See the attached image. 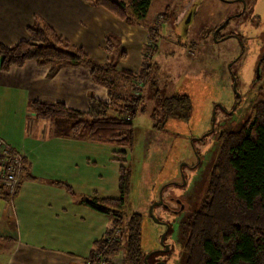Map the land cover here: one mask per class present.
I'll use <instances>...</instances> for the list:
<instances>
[{
    "label": "rangeland",
    "instance_id": "rangeland-1",
    "mask_svg": "<svg viewBox=\"0 0 264 264\" xmlns=\"http://www.w3.org/2000/svg\"><path fill=\"white\" fill-rule=\"evenodd\" d=\"M186 1H156L146 10V15L152 14L154 20L141 18L145 24L156 26L157 32L148 35L136 69L128 64V70L135 72L141 70L144 60L150 67L142 77L144 110L132 119V142L125 156L113 152V145L95 142L84 134L72 136L68 127L71 122L66 118L34 120L29 111L25 117V111L21 113V108L17 109L16 100L5 101L4 92L0 93V134L14 149L27 153L34 167L35 181L30 183L31 187H45L44 176L64 172L73 183L63 180L60 185L71 189L76 197L79 194L88 199L116 198L120 196L119 167L130 168L121 218L125 224L130 214H140L141 247L145 254L150 253L143 260L145 264H183L186 255L181 245V222L200 206L205 196L219 130L236 127L242 119L252 117L253 101L264 99L262 79L256 80L260 74L257 65L260 58L264 59V0H244L242 4L238 0H199L195 16L185 26L186 18L180 12ZM163 2L169 6L161 7ZM242 9L241 15L229 19L218 35L220 38L234 32L239 39L235 36L214 41V26ZM115 44L113 51L107 53L117 69L122 53L118 42ZM263 68L264 61L262 77ZM233 78L241 97L232 114ZM122 79H118L116 92L124 93ZM176 94H185L190 99L187 119L164 117V99ZM12 97L15 99L14 93ZM67 144L74 146V150L66 160L53 157L67 155L65 150L47 151L53 146L65 149ZM77 145L81 150H77ZM82 154L88 156V161L80 157ZM25 176L24 168L22 180ZM50 189L57 191L51 185ZM160 192L162 203L153 208V213L168 224L164 240L169 245L167 251L156 249L166 227L155 223L149 215V207L159 200ZM48 197L45 190L28 191L22 195L23 204L18 205V211L12 212L13 218L6 214L0 218V264L5 263L20 236L47 247L77 250L76 253L85 250L83 239L90 234L89 224L98 214L93 212V218L92 214L81 213L83 206L79 204L78 217L72 207L64 208L67 215L61 212V216H54L56 201ZM1 204L4 202L0 201ZM102 214L99 213L103 217L101 221L105 222L108 217L110 225L114 217ZM121 255L113 259V264H122ZM41 256L33 255L30 264H38ZM72 261L75 260L60 264H72Z\"/></svg>",
    "mask_w": 264,
    "mask_h": 264
},
{
    "label": "trees",
    "instance_id": "trees-1",
    "mask_svg": "<svg viewBox=\"0 0 264 264\" xmlns=\"http://www.w3.org/2000/svg\"><path fill=\"white\" fill-rule=\"evenodd\" d=\"M92 2L128 23L144 24L141 18L146 17L151 0ZM232 17L234 15L228 18ZM27 32L28 38L11 46L0 42L1 71L33 60L37 65L46 67L47 76L51 77L60 67L84 65L89 68L92 81L106 87L108 93L106 100L91 99L87 110L71 108L59 101L33 99L27 107L31 115L38 120L66 118L71 122L69 132L72 136L84 134L95 142L113 145V152L125 156L132 142V119L144 110L141 102L142 77L146 76L150 64L144 60V66L135 72L117 70L109 58L98 62L81 46L71 44L38 15H34ZM148 32L149 35L157 32L156 26L149 24ZM117 42L115 35H107L106 50L113 51ZM120 77L123 78L120 81L124 93L115 91ZM260 78L264 88V75L262 77L261 74L258 80ZM125 81L131 84H125ZM164 100L165 118L189 117L191 106L187 95L176 94ZM251 109L252 117L242 119L236 127L221 129L205 196L200 206L181 222V245L186 255L183 264H264V99L253 101ZM24 168L25 163L19 182ZM128 173L130 168L119 167V197L80 200L88 207L114 217L102 236L94 241V248L88 256L90 264H95L97 256L105 257L108 264H113V259L120 253L122 264H145V251L140 239V214H130L126 223L122 224L124 196L130 181ZM18 187L19 183L11 201ZM0 199L4 201L8 198Z\"/></svg>",
    "mask_w": 264,
    "mask_h": 264
},
{
    "label": "crops",
    "instance_id": "crops-1",
    "mask_svg": "<svg viewBox=\"0 0 264 264\" xmlns=\"http://www.w3.org/2000/svg\"><path fill=\"white\" fill-rule=\"evenodd\" d=\"M156 1L159 0H151L150 5L152 6ZM162 1L160 0V2ZM188 1L180 12L181 17H184L187 9L192 7V5L187 6ZM168 6L166 2L161 5L163 8ZM197 6L199 7L198 4L196 8ZM34 15L42 17L71 44L81 46L91 58L98 62H105L109 58L105 39L107 35L113 34L118 38V45L123 52L119 60V68L129 69V64L131 65L130 68L133 66L135 67L133 69H136L137 65L140 64V52L148 39L149 23H128L104 7L94 5L92 0H0V42L11 46L28 38L27 27L32 24ZM148 18L154 20L152 14L146 15V20ZM128 51H132V53ZM119 68L117 65V69ZM89 71V68L84 65L64 66L60 67L53 76L48 77L46 67L39 66L35 61L29 60L23 66H13L8 71L0 70V93L4 92L2 98L5 101L8 99L11 102L16 100L17 109L21 108V113L25 111V117L27 114L29 115L27 112L28 103L33 99L47 102L59 101L71 108L87 110L91 99L106 100L108 98L106 87L93 82ZM12 90L15 99L12 97ZM0 136L7 141L4 136L1 134ZM67 146L65 149L53 146L49 147L47 151L58 153L65 150L68 152L67 155L55 154L53 157H57L58 160H66L70 152L74 150V146L71 144H67ZM75 147L78 151L82 148L80 145ZM82 151L85 152L86 150ZM24 155L25 179L19 182L20 188L18 187L19 191L17 188V194L11 201L12 203L0 205V218L5 214L13 218L12 212H17L18 205L23 204L22 195L28 191L30 193L35 188L45 190L46 194L50 196L48 198L56 201L57 212L53 213L54 216H61V212L67 215L64 208L70 210L69 207H72V211L74 210L75 216L78 217L79 204L83 206L81 213L92 214L93 218L94 213L98 215L96 220L89 224L90 234L83 239L86 241L85 250L76 253L77 250L47 247L23 240L20 236V240L16 241L4 264H30L33 255L36 254H42L38 264H60L64 260L65 262L75 260L76 262L72 261V264H78V262L87 264L90 250L94 248V241L102 236L109 226L110 220L107 217L105 222L101 221L103 218L101 212L80 201L86 196H79L78 194L76 197L72 194L71 189L60 185L63 180L73 183L69 180L71 177H68L67 173L44 176L45 187H31L30 183L35 181L34 167L30 164L27 153ZM80 157L88 161V156L82 154ZM73 159L76 160V157ZM50 185L57 191H50L53 190L50 189ZM0 201L4 202L2 199ZM79 218L80 221H83L82 217ZM15 222L19 224L18 218L15 219ZM64 223L67 224L66 221ZM65 226L68 227V225ZM17 229L20 230V224Z\"/></svg>",
    "mask_w": 264,
    "mask_h": 264
},
{
    "label": "built area",
    "instance_id": "built-area-1",
    "mask_svg": "<svg viewBox=\"0 0 264 264\" xmlns=\"http://www.w3.org/2000/svg\"><path fill=\"white\" fill-rule=\"evenodd\" d=\"M23 164L24 154L14 149L0 136V197L8 198L4 200L6 204L10 203L11 195L20 181ZM95 260V264H108L105 257L97 256ZM87 264H90L89 260Z\"/></svg>",
    "mask_w": 264,
    "mask_h": 264
},
{
    "label": "water",
    "instance_id": "water-1",
    "mask_svg": "<svg viewBox=\"0 0 264 264\" xmlns=\"http://www.w3.org/2000/svg\"><path fill=\"white\" fill-rule=\"evenodd\" d=\"M238 1H241V2L244 3V0H238ZM195 7H196V4H195V5L193 4V6L189 8V10H188V12H187V14H186V16H185V18H186V19H185V22H184L185 26H187L188 22H189V21L191 20V18L193 17V13H194V11H195ZM242 11H243V10H242ZM242 11H241V12H242ZM239 14H240V13H238V14H236V15L238 16ZM227 21H228V18L225 19L224 22H223L221 25H219V26L214 30V32H213V37H214V38H215L216 32H217L218 30H220L223 26H225V24L227 23ZM235 82H236V80L234 79V80H233V90H234L235 93L238 94V92H236L237 90H236ZM232 110H233V109H232ZM213 121H214V120H213ZM212 128H213V122H212ZM161 203H162V200H161V192H160V194H159V200L153 202V203L150 205V207H149V215L151 216V219H152L155 223H158V224H164V225H165L166 228H165V230L163 231V233H162L161 236H160L159 243H160L161 245H163V249H160V250L167 251V250H169V245H168L167 243L164 242V239H165V236H166V233H167L168 224H167L166 222H163V221L160 220L159 218H157V217L154 215V213H153V208H154L156 205H159V204H161ZM149 254H150V253L145 254V256H144V258H143L144 261H146V259H147V257L149 256ZM154 264H158V262H157V263H154ZM159 264H160V263H159Z\"/></svg>",
    "mask_w": 264,
    "mask_h": 264
},
{
    "label": "flooded vegetation",
    "instance_id": "flooded-vegetation-1",
    "mask_svg": "<svg viewBox=\"0 0 264 264\" xmlns=\"http://www.w3.org/2000/svg\"><path fill=\"white\" fill-rule=\"evenodd\" d=\"M187 3H188L187 6H189V7H190L191 5L193 6V4H194V5H195V4H196V5H197V4L199 5V0H189ZM241 4H242V2H241ZM197 8H198V6H197ZM197 8L195 7V11H194V13H193V17L195 16V13H196V11H197ZM188 10H189V8L187 9L186 14H187ZM242 10H243V9H242ZM242 10H241V11H242ZM241 11L235 13V14H234V17H236V16H237L236 14H238V13H240V14L238 15V16H240L241 13H242ZM186 14H185L184 17H182V18H185ZM227 18H228V17H227ZM227 18H225V19H227ZM225 19H224V20H225ZM229 19H230V18H228V21H229ZM224 20L222 21V23L224 22ZM228 21H227V23H228ZM222 23H220L219 25H221ZM227 23H226V24H227ZM219 25H215V26H214V29H213V31H212V35H213L214 30H215ZM219 31H220V30H218V31L216 32L215 38L213 37L214 41H217V40H220V39H224V38H228V37H235V36L238 37V39H239V36H238L237 34H235L234 32H230L229 34H227V35H225V36L219 38V36H218V35H219ZM241 54H242V53H240V54L238 55L237 59L235 58V61L238 60V59L240 58ZM260 59H261V60L259 61L258 65H257L258 67H257V69H256V70L259 69V73H260V74L257 75V78H256L257 81H258L259 77H260L261 74H262V73H261V70H262V64H263V61H264L263 58H260ZM231 64H232V63H231ZM231 64H230V65H231ZM234 79H235V78H233V80H234ZM235 80H236V79H235ZM256 80H254V81H256ZM240 94H241V93H240ZM235 96H236V98H234V101H235V104H236V105L234 104L233 110L238 106V103H239L238 101L240 100L241 95H239V93H238V94H237V93H234V97H235ZM224 110H225V109H224ZM233 110H230V113L233 114V113H234ZM225 111L228 112V110H225ZM219 132H221V130H219ZM165 237H166V236H165ZM164 240H165V239H164ZM162 248H163V246H162L161 244H159L158 248H156V249H162Z\"/></svg>",
    "mask_w": 264,
    "mask_h": 264
}]
</instances>
